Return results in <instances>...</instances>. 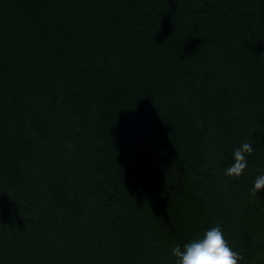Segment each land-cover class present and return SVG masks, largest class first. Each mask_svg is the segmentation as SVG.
<instances>
[{"label":"trees","instance_id":"trees-1","mask_svg":"<svg viewBox=\"0 0 264 264\" xmlns=\"http://www.w3.org/2000/svg\"><path fill=\"white\" fill-rule=\"evenodd\" d=\"M261 174L264 0H0V264H264Z\"/></svg>","mask_w":264,"mask_h":264},{"label":"clouds","instance_id":"clouds-1","mask_svg":"<svg viewBox=\"0 0 264 264\" xmlns=\"http://www.w3.org/2000/svg\"><path fill=\"white\" fill-rule=\"evenodd\" d=\"M253 146L244 142L234 149V162L224 170L230 177L241 176L248 166L245 154H252ZM264 189V174L258 175L250 193L256 196L258 191ZM171 254L176 257V264H239L243 255L234 251L226 241L222 228L217 225L209 228L202 238L194 239L183 245H176Z\"/></svg>","mask_w":264,"mask_h":264}]
</instances>
